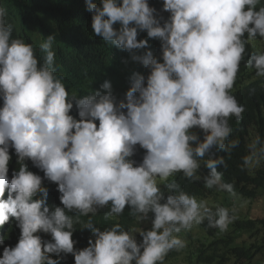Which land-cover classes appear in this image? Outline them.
<instances>
[{
	"label": "clouds",
	"instance_id": "9594fccd",
	"mask_svg": "<svg viewBox=\"0 0 264 264\" xmlns=\"http://www.w3.org/2000/svg\"><path fill=\"white\" fill-rule=\"evenodd\" d=\"M60 1L30 3L61 15V35L38 47L16 36L29 19L0 0V264L197 263L199 224L226 232L253 218L206 200L237 195L219 167L245 145L233 125L249 69L264 78V0ZM247 147L252 170L264 142ZM177 175L216 195H190ZM102 209L142 227L102 230L91 219ZM77 224L91 234L82 249Z\"/></svg>",
	"mask_w": 264,
	"mask_h": 264
},
{
	"label": "trees",
	"instance_id": "16d2710c",
	"mask_svg": "<svg viewBox=\"0 0 264 264\" xmlns=\"http://www.w3.org/2000/svg\"><path fill=\"white\" fill-rule=\"evenodd\" d=\"M32 1L5 0V3L11 8L20 10L31 23L16 36L30 43L34 40L39 47L40 42H43L47 36L55 35L57 38L61 35V15L58 10L53 8L56 1L46 11L31 9ZM57 2L61 3L60 0ZM56 6L57 4L54 7L56 8ZM247 48L249 57L254 52V48L251 45H248ZM56 72L67 83L72 81L70 72L63 71L60 67H57ZM248 90L251 91L249 97L242 101L245 106L243 120L241 123L235 122L233 125L234 133L237 131L244 133L245 145L232 149L228 153L229 161L225 163L226 167L221 165L219 168L223 173V182L225 184L232 183L238 196L248 201H258L264 197V160L252 170L242 169V158L248 154L247 145L251 143L253 136L259 135L264 142V78L256 77L255 69H249ZM201 170L202 174H207V170L203 169V166ZM174 180L180 184L184 191L197 198L211 196L214 198L217 192L215 189L205 188L202 181H189L183 175H177ZM106 211L107 209H102L96 216L91 217L95 225L102 230L110 227L117 220L125 228L142 227V224L130 216L129 212L120 217L105 220L104 213ZM88 219L89 217L82 218L85 222ZM80 228L81 225L77 224V231L73 238L79 241L76 247L82 249L88 246L91 234L88 230ZM198 228L209 233L203 239L196 241L191 238V246L194 247L198 264H262L264 262V218L236 217L226 232H217L218 229L210 228L207 221L199 224ZM180 251L172 250L169 256L175 258L180 254ZM62 264H74V258L69 255L66 260L62 261Z\"/></svg>",
	"mask_w": 264,
	"mask_h": 264
},
{
	"label": "rangeland",
	"instance_id": "374dc122",
	"mask_svg": "<svg viewBox=\"0 0 264 264\" xmlns=\"http://www.w3.org/2000/svg\"><path fill=\"white\" fill-rule=\"evenodd\" d=\"M206 201L211 207H213L215 203L218 202L219 207H226L234 212L238 210L239 214H249L253 218H264V197L258 201H248L241 198L238 195L233 197L223 192L216 200H206ZM189 250L190 247H186L185 251L183 252V255L180 258L186 256ZM171 264H183V263H171ZM188 264H192V263L189 262ZM193 264H197V263L195 262Z\"/></svg>",
	"mask_w": 264,
	"mask_h": 264
}]
</instances>
